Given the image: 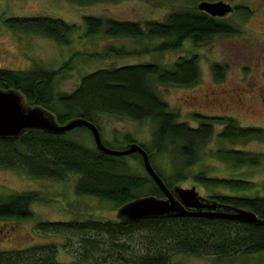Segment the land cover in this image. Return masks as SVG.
<instances>
[{
    "label": "trees",
    "instance_id": "trees-1",
    "mask_svg": "<svg viewBox=\"0 0 264 264\" xmlns=\"http://www.w3.org/2000/svg\"><path fill=\"white\" fill-rule=\"evenodd\" d=\"M70 1L86 6L125 0ZM199 4L173 11L163 22L140 23L85 16V35L87 38L104 36L109 39L159 40L161 42L152 50L159 55L176 52L187 41L199 46L216 37H231L238 33L237 28L224 18H215L200 11ZM234 12L243 17L252 15V11L243 6L234 7ZM5 24L11 30L42 36L62 45H70L78 29L75 24L49 17L10 18ZM150 51L146 48L142 52H127L110 45L103 54L95 53L90 58H125ZM225 70L221 65L213 67L218 81H222ZM58 76V72L42 66L27 72L0 69V90L22 93L30 106L49 110L61 125L80 118L92 122L101 131L99 117L102 115L136 122L150 121L154 125L151 143L139 145L148 153L153 168L169 189L191 181L211 190L206 198L216 201L223 208L221 211L227 208L245 209L264 220V183L259 185L234 175H211L203 168L204 160L210 156L234 171L262 167V154L225 146L216 150L215 154H207L206 148L216 136V125L223 126L217 137L224 145L264 141V129L242 127L230 117L203 114L192 115V119L198 123L194 127L181 122L180 115L171 110L158 91L160 86L192 87L199 84L201 69L197 55L179 57L171 65L156 62L99 69L82 77L77 88L69 93L57 90ZM86 131L90 130L81 127L64 135L33 131L19 139L0 138V169L22 170L32 178L58 182L76 175L78 181L75 191L78 196L108 201L117 209L139 198L164 197L145 171L140 154L127 157L103 154L95 145L91 147L81 141L78 133ZM132 143L137 142L126 136L119 150H124ZM104 144L111 148L107 143ZM131 160L140 163L143 174L132 170ZM42 201L38 192L0 193V221L5 222L3 224L6 226L14 221L32 219L33 205ZM4 225L0 224V228ZM36 230L45 235L71 234L84 238V251L76 255L73 264H172L169 255L172 252L214 258L264 252V224L222 218L172 217L132 224H123L119 220L39 222ZM139 232H148L155 238L154 246L159 242L154 249L158 250L156 254L147 253L135 258L120 255L116 260L101 263L96 258V250H123L126 253L125 250H129L127 242L122 243L121 240L131 239ZM100 238L104 239L106 248L101 249L100 245L104 242ZM58 249L56 244L0 249V264H62L57 260Z\"/></svg>",
    "mask_w": 264,
    "mask_h": 264
},
{
    "label": "rangeland",
    "instance_id": "rangeland-1",
    "mask_svg": "<svg viewBox=\"0 0 264 264\" xmlns=\"http://www.w3.org/2000/svg\"><path fill=\"white\" fill-rule=\"evenodd\" d=\"M233 7L243 6L252 11L250 17L234 12L224 18L233 24L238 33L231 37H216L202 45L191 41L183 44L176 52L153 53L159 40L140 41L130 38L109 39L104 36L87 38L85 16H97L130 20L140 23L147 21L163 22L166 16L182 7H191L201 1L187 0H125L119 3H100L79 5L70 0H0V69L27 72L36 66L58 72L57 90L72 92L82 77L110 67H122L143 63L171 65L179 57L197 55L200 59L201 80L192 87L160 86L158 91L171 110L180 115V121L194 127L198 123L193 114L211 117L233 118L246 128L264 129V0H218ZM217 2V1H216ZM49 17L61 19L78 26L70 45H62L52 39L11 30L5 24L10 18ZM110 45L127 52H142L138 56L125 58L107 57L92 59L90 55L103 54ZM226 68L222 81L215 77L213 67ZM99 126L103 142L112 149L119 150L126 136L138 144L149 145L154 132L150 121L136 122L127 118L102 115ZM222 125L215 126L216 136L207 146V154L222 147H231L252 154L264 155V141L251 140L237 144H223L218 139ZM81 141L88 146L95 145L90 131L79 132ZM132 170L143 174V168L136 160H131ZM203 168L209 174L219 176L234 175L249 179L259 185L264 183V165L260 168H244L238 171L229 169L210 156L203 162ZM76 175L66 181L36 179L22 170L0 169V193L7 195L15 192H38L42 202L33 205L34 217L24 221H14L0 228V249L27 248L34 245H58L57 260L62 264H73L76 255L83 253L84 242L81 236L71 234H41L36 230L39 222L71 223L89 220H117L118 209L108 201L90 196H78L75 186ZM179 186L185 189L196 187L202 197H208L211 190L188 181ZM224 191V190H223ZM14 226L13 228L11 226ZM101 249L105 247L101 239ZM155 238L148 232H139L127 242L129 250H96L99 262H110L123 255L139 257L147 253L156 254ZM168 251V250H163ZM172 264H264V252L252 255H235L228 258L200 257L188 254H169Z\"/></svg>",
    "mask_w": 264,
    "mask_h": 264
},
{
    "label": "water",
    "instance_id": "water-1",
    "mask_svg": "<svg viewBox=\"0 0 264 264\" xmlns=\"http://www.w3.org/2000/svg\"><path fill=\"white\" fill-rule=\"evenodd\" d=\"M198 7L200 11L221 19L234 12V7L223 1H203ZM81 127L90 130L96 148L103 154L115 157L140 154L145 171L164 195L163 198L155 196L139 198L119 208L117 220L123 224L172 217L222 218L264 224V220L258 219L257 215L249 210L227 208L221 211L222 207L216 201L200 196L196 187L185 189L178 185L169 189L153 168L148 153L141 145L132 143L124 150H113L104 144L99 128L92 122L77 118L61 125L49 110L41 106H30L22 93L16 90H0V138L2 139H19L33 131L64 135Z\"/></svg>",
    "mask_w": 264,
    "mask_h": 264
}]
</instances>
